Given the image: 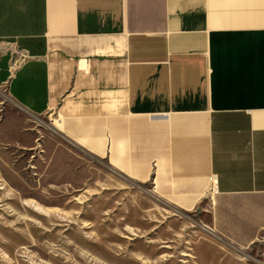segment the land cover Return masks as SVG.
<instances>
[{"label": "crops", "instance_id": "obj_1", "mask_svg": "<svg viewBox=\"0 0 264 264\" xmlns=\"http://www.w3.org/2000/svg\"><path fill=\"white\" fill-rule=\"evenodd\" d=\"M7 43L30 57L12 73ZM0 85L56 119L33 160L48 184L102 171L196 217L199 264L264 260V0H0Z\"/></svg>", "mask_w": 264, "mask_h": 264}, {"label": "rangeland", "instance_id": "obj_2", "mask_svg": "<svg viewBox=\"0 0 264 264\" xmlns=\"http://www.w3.org/2000/svg\"><path fill=\"white\" fill-rule=\"evenodd\" d=\"M6 122L33 139L0 143V264H199L196 217L161 210L118 180L110 187L102 171L78 189L44 181L41 159L33 160L56 119L21 112L0 85V125ZM257 256L249 264H264Z\"/></svg>", "mask_w": 264, "mask_h": 264}, {"label": "built area", "instance_id": "obj_3", "mask_svg": "<svg viewBox=\"0 0 264 264\" xmlns=\"http://www.w3.org/2000/svg\"><path fill=\"white\" fill-rule=\"evenodd\" d=\"M7 44H8V48H10V50H8V52L10 54V62H11L10 66L8 68L10 70V73H12L11 71H14L16 69V67L20 66L21 63L27 61L30 57L26 52L22 51L21 49L19 50L18 47L15 46V44H13V43H7ZM6 91H7V89H6ZM9 99H10V101H12L10 97H9ZM12 102L21 112L23 111L29 116L32 115L31 113H28L22 107L18 106L14 101H12ZM211 183H212V185H215V183H216L215 178L211 179ZM148 193H150V194L153 193V187L148 190Z\"/></svg>", "mask_w": 264, "mask_h": 264}]
</instances>
